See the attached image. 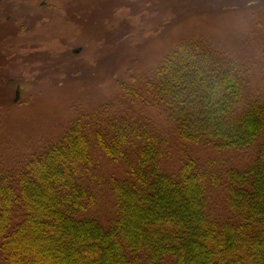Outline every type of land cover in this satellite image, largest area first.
I'll use <instances>...</instances> for the list:
<instances>
[{
    "label": "trees",
    "instance_id": "trees-1",
    "mask_svg": "<svg viewBox=\"0 0 264 264\" xmlns=\"http://www.w3.org/2000/svg\"><path fill=\"white\" fill-rule=\"evenodd\" d=\"M264 53V47H263ZM121 89L138 98L121 83ZM244 70L196 43L181 44L146 87L183 141L241 150L264 133V97L244 101ZM73 120L63 136L22 166L0 170V259L6 264H264V137L247 166L222 176L185 158L161 168L165 138L133 116L91 130ZM125 176L110 182L112 220L81 216L96 203L86 185L89 134ZM221 182L230 216L208 210V187ZM20 217L15 222V214Z\"/></svg>",
    "mask_w": 264,
    "mask_h": 264
},
{
    "label": "rangeland",
    "instance_id": "rangeland-1",
    "mask_svg": "<svg viewBox=\"0 0 264 264\" xmlns=\"http://www.w3.org/2000/svg\"><path fill=\"white\" fill-rule=\"evenodd\" d=\"M189 43L241 64L244 101L264 97V0H0V170L22 166L75 119L104 130L118 115L145 120L165 138L160 164L168 173L185 158L221 176L252 163L264 133L241 150L186 142L153 105L147 81ZM89 140L86 185L96 203L81 216L105 226L115 210L110 182L125 169L100 150L93 132ZM207 206L219 220L230 216L221 182L208 187Z\"/></svg>",
    "mask_w": 264,
    "mask_h": 264
},
{
    "label": "water",
    "instance_id": "water-1",
    "mask_svg": "<svg viewBox=\"0 0 264 264\" xmlns=\"http://www.w3.org/2000/svg\"><path fill=\"white\" fill-rule=\"evenodd\" d=\"M75 52H76V50H74ZM18 92L16 91V95H15V99H17L18 98Z\"/></svg>",
    "mask_w": 264,
    "mask_h": 264
}]
</instances>
